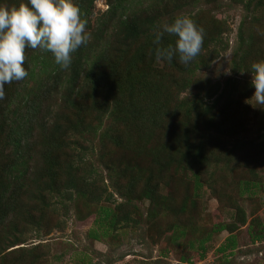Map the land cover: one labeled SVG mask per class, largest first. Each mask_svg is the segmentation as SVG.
<instances>
[{
  "label": "rangeland",
  "instance_id": "1",
  "mask_svg": "<svg viewBox=\"0 0 264 264\" xmlns=\"http://www.w3.org/2000/svg\"><path fill=\"white\" fill-rule=\"evenodd\" d=\"M182 1L177 0L176 3ZM106 8L105 0L92 2L86 15L88 29L95 26L96 19L101 17L102 11ZM177 13L190 18L205 32L210 31L208 29L213 24L225 23L226 30L221 34V38L227 42L228 48L220 52L207 68L197 70L194 77L204 80L197 85L200 87L198 90L200 94L206 91L207 86H213L217 89L213 94L215 96L229 77L236 81V92L231 99L224 100L223 97L213 110L205 114L209 119L206 129L203 128L206 124L201 125L197 115L186 121L178 113L175 116L170 115L173 106L171 102L164 103L150 121L131 122L132 125H127L132 127L128 128L132 141L139 138L137 141L146 152L144 157L136 159L138 165L144 167L141 171L142 180L138 183L139 188L146 181L148 172H153L160 177L159 180L155 177L151 180L154 193L165 199L169 198L176 209L172 213L161 212L156 214V220L146 221L147 211L152 205L149 199L133 197L131 201L123 204L124 199L112 192L105 168L97 162L99 150L97 132L92 135L87 132L73 134L68 131L66 144L63 143L60 150L54 151V147L50 150L47 146L48 141L55 138L51 134L52 123H48L47 126L41 125L42 120L49 118V110L51 109V114H61L56 118L60 124L68 127L75 121L81 122L77 108L90 102L89 99L78 98L75 103L79 106L65 108L59 104L60 95L46 94L43 100L37 103L39 106L35 112L36 119L30 125L33 132L24 144L27 151H23V155L28 157L26 166L29 174L25 177L26 182H29L27 187L34 195L37 189L42 191L43 201L38 199L30 201L34 206L32 213L36 216L42 215L41 225H32L31 221L15 219L14 223L18 224V227L11 234L14 233L18 241L10 247L11 244L8 242L12 241L11 234L5 239V230H0V257H4L6 264H264V236L260 239L253 237L264 230V105L252 106L247 103L254 104V101H248L253 93L251 75L248 72L252 63H249L247 71H238L236 75L232 74L229 68L232 49L237 40V27L243 18L244 8L240 4L233 5L228 0H197L182 6ZM261 13L264 19V6ZM255 33L257 35L255 43L264 48V25L256 27ZM251 58L253 62L264 61V51L258 58L254 56ZM153 63L158 67L162 65V61L156 58ZM174 72L180 75L178 70ZM168 77L169 79L164 78L163 82L167 83L174 93L176 87L170 85L171 76ZM192 92L193 89L188 88L180 93L179 97ZM205 100L209 103L211 98ZM126 103L128 101L125 99L119 101L120 105ZM105 120L108 122L109 119L103 121ZM193 126L198 127L196 138L203 137L199 140L201 146L208 148L211 154L207 151L210 161L207 166L198 169L199 181L202 184L196 195L192 194L190 172L186 171L185 175L178 169L174 171L172 165L166 171L159 170L156 162L158 157H151V154H148L150 152L148 148H155L158 141L164 138V133L171 134L170 130L177 131V127ZM147 131L151 134L148 138H142L148 135ZM1 132L0 161L4 162L11 160L13 155L12 147L5 141L6 132ZM79 145L89 147L82 152L81 159L85 163L90 161L94 164L96 173L92 186L94 195L96 192L103 193L96 202L93 199L86 201L88 214L81 219L78 218L82 215L78 210L82 209L83 213H87V210L79 200L72 199L74 191L62 190L63 172L59 171V176L56 177V183L60 186L59 192L41 189L43 181L46 180L42 170L46 166L44 155L47 151L50 150L57 157L54 158V162L59 163L58 167L73 162L84 169V164L76 157ZM113 151L108 158L113 162L118 160L120 166L132 160V158L130 160L132 151L125 149ZM58 167L55 165L56 170ZM115 175L117 172L113 171L112 177ZM246 179L254 180L255 183L249 190L241 192L242 181ZM86 194L88 193L83 194L84 199ZM103 196H108L109 200H103ZM186 196L184 208L177 209ZM15 199L22 202L24 209L29 206L23 195L21 199L14 197L13 200ZM120 202L121 205H118ZM106 207H109L115 216L113 228L107 225V218L99 213L101 208ZM23 208L22 218L25 215ZM241 214L244 216V223L239 222ZM9 219H12V214ZM171 221L179 223L185 230L182 235L177 236L176 243L171 240V230L165 226ZM159 222L158 225H161L162 229L156 228L155 224ZM150 224H154L153 241L144 232ZM219 224L234 225V229L215 231ZM104 229H109L108 236L104 238L93 239L88 234L94 232L98 235ZM206 235L208 238L202 240ZM228 235L233 237L234 247L224 251L218 250ZM201 242L205 247L202 256L198 247ZM20 249L29 250L21 255L23 250Z\"/></svg>",
  "mask_w": 264,
  "mask_h": 264
},
{
  "label": "trees",
  "instance_id": "2",
  "mask_svg": "<svg viewBox=\"0 0 264 264\" xmlns=\"http://www.w3.org/2000/svg\"><path fill=\"white\" fill-rule=\"evenodd\" d=\"M93 1L74 0L80 9L90 38L87 44L80 46L70 54L71 63L68 68H59L53 62L51 53L39 48L26 47L25 60L22 65L27 72L26 77L4 86V96L0 98V132H6L5 141L12 147L11 155H13L9 161H0V230H5V239L11 232L17 230L18 224L14 223L15 219L31 221L32 225H41L42 215L36 216L32 213L34 206L30 204V201L32 199L43 201L42 191L37 189V193L34 195L27 187L29 182H26L25 177L29 174L26 166L28 157L23 155V151H27L24 144L33 132L30 125L36 119L35 112L39 106L37 103L41 99L43 100L46 94L60 95L59 104L65 108L79 106L75 103L78 98L89 99L90 102L77 108L81 122L75 121L68 127L60 124L56 118L61 114H51V109L49 110V118L41 121V125L46 126L48 123H52L51 134L55 138L48 141L49 149L52 150L54 147V151L60 150L66 144L68 131L73 134L87 132L92 135L97 132L99 141L97 162L105 168L112 192L124 199L123 204H126L125 202L128 200L131 201L133 197L149 199L152 205L147 211L146 221L156 220V214L161 212L172 213L176 207L174 208L173 201L169 198L165 199L154 193L151 180L153 177L159 180L160 177L154 175L153 172H148L146 181L139 188L138 183L142 180L141 171L144 167L141 168L136 159L144 157L146 152L137 141L139 138L132 141L129 130L132 127H127V125H132L131 122L150 121L154 115H157L164 103L171 102L173 106L170 115L175 116L178 113L184 121L191 120L194 115H197V120H200L201 125L206 124V127H203L206 129L209 119L205 117V114L213 110L223 97L225 100L231 99L235 95L236 81L231 77L225 80L223 87L215 96L213 94L217 92V89L213 86H207L206 91L200 94L198 91L200 87L197 85L204 80L194 77L197 70L207 68L210 62L219 56L220 52L228 48L227 42L221 38V34L226 30L225 23L222 24L221 21L219 24H213L208 29L210 31L205 32L203 28L198 27L203 29V41L200 52L189 63L181 64L175 54L170 61L161 60L162 65L159 67L153 63L156 58V48L174 46L176 39L174 35L164 33L159 44H155V33L160 30L162 24L171 23L175 17L182 16L177 13L182 6H187L197 0H183L179 4L176 3L177 0H105L107 8L102 11L101 17L96 19L95 26L88 29L86 15L88 7L92 5ZM228 1L233 5L240 4L244 8L243 18L237 27V40L229 62L231 73L236 75L238 71H247L249 63H253L251 57L258 58L264 51L263 47L255 43L257 40L255 28L264 25L261 13L264 1ZM21 2L27 3V0H0V6L10 8ZM176 70L180 75H176L174 72ZM167 74L171 76L172 83L170 85L176 87L174 93L169 85L163 82L164 78L169 79ZM188 88H192L193 92L179 97V94ZM205 98H211V101L208 103ZM122 99L127 100L128 103L120 105L119 101ZM106 118L109 119L108 122L103 121ZM52 120L55 121L52 122ZM147 132L148 135L142 138H148L151 133ZM170 132L171 134L164 133V138L158 141L155 148H148L150 151L148 154H151V157H158L156 162L159 170L165 169L166 171L172 165L174 171L178 169L185 175L186 171L190 172L192 194L196 195L197 189L202 184L199 181L198 169L208 165L210 152L208 148L201 146L202 143L199 140L203 137L196 138L198 127H177V131L170 130ZM87 148L89 147L79 145V150L76 151L78 154L75 153L79 158L78 161L84 164V169L73 162L58 167L59 163L54 162V158L57 157L48 150L44 155L46 166L42 170L46 180L43 181L41 188L44 191L59 192L60 186L56 183V177L61 171L63 172L62 190L74 191L72 199L79 200L86 210L88 209L86 201L93 199L96 202L103 194L96 192L97 194L94 195L92 187L96 174L94 164L90 161L85 163L81 159L82 152ZM117 149L132 151L133 154L130 157L132 160L126 161L122 166L119 165L118 160L115 162L110 160L109 154ZM55 165L58 167L57 170ZM113 171L117 172L114 177H112ZM254 183V180H243L241 192L249 190ZM84 193H88L85 199L83 198ZM21 195L28 201L29 206L25 207L26 209L23 208L21 201L13 200L14 197L21 199ZM186 199L187 196L182 199V203L177 209L184 208L183 203ZM103 200L108 201V196H103ZM118 205H121V202ZM22 208L25 213L23 218L21 217ZM17 211L19 212L13 213ZM78 211L82 214L79 215V219L88 214V210L87 213H83L82 209ZM99 213L107 218L106 223L109 227L115 226V216L109 207L101 208ZM10 214H12V219H9ZM243 219L244 216L241 214L239 222L244 223ZM158 224L160 222L155 224L156 228L162 229ZM153 226L154 224H150L148 228L144 229L151 241H153ZM165 226L171 230V240H174L175 243L177 236L182 235L185 231L175 221H171ZM233 229L234 225L230 224H219L215 227V231H232ZM108 231L109 229H104L98 235L94 232H88V234L93 239H98L107 237ZM11 236L12 241L8 242L11 244L9 247L17 244L18 241V237H15L14 233ZM263 236L264 230L256 233L253 237L260 239ZM156 237L159 236L156 235ZM207 238L208 235L202 240ZM198 247L201 249L202 256L205 251L203 243H199ZM233 247V237L228 235L218 250L224 251ZM29 249H22L23 251L20 249L21 255ZM3 258L0 257V264H6Z\"/></svg>",
  "mask_w": 264,
  "mask_h": 264
},
{
  "label": "clouds",
  "instance_id": "3",
  "mask_svg": "<svg viewBox=\"0 0 264 264\" xmlns=\"http://www.w3.org/2000/svg\"><path fill=\"white\" fill-rule=\"evenodd\" d=\"M167 33L176 37L174 46L156 48L157 60L170 61L177 55L181 64L189 63L200 52L203 29L186 16H177L164 23L155 33L154 43ZM90 34L74 0H27L17 6H0V98L4 86L20 81L27 75L22 66L26 47L51 53L53 62L61 69L68 68L71 53L87 44ZM248 72L253 93L247 102L264 105V61L253 62Z\"/></svg>",
  "mask_w": 264,
  "mask_h": 264
}]
</instances>
